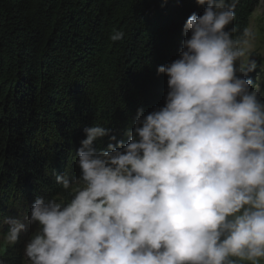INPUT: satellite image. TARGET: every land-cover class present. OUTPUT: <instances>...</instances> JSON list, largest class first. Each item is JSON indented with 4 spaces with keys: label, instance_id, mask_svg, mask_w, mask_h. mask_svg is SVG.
Wrapping results in <instances>:
<instances>
[{
    "label": "clouds",
    "instance_id": "clouds-1",
    "mask_svg": "<svg viewBox=\"0 0 264 264\" xmlns=\"http://www.w3.org/2000/svg\"><path fill=\"white\" fill-rule=\"evenodd\" d=\"M195 2L203 14L183 24L178 58L157 67L167 77L163 106L138 108L126 140L100 124L83 128L79 175L54 173L70 198L33 200L25 264H264L256 34L229 27L238 0ZM3 224L5 246L17 244L26 224Z\"/></svg>",
    "mask_w": 264,
    "mask_h": 264
},
{
    "label": "trees",
    "instance_id": "trees-1",
    "mask_svg": "<svg viewBox=\"0 0 264 264\" xmlns=\"http://www.w3.org/2000/svg\"><path fill=\"white\" fill-rule=\"evenodd\" d=\"M259 2H237L235 35ZM193 12L203 14L195 0H0V236L18 202L67 193L54 173L79 175L84 127L126 140L138 108L163 106L167 77L157 67L178 58ZM116 31L124 35L113 42ZM24 246L0 259L25 264Z\"/></svg>",
    "mask_w": 264,
    "mask_h": 264
},
{
    "label": "rangeland",
    "instance_id": "rangeland-1",
    "mask_svg": "<svg viewBox=\"0 0 264 264\" xmlns=\"http://www.w3.org/2000/svg\"><path fill=\"white\" fill-rule=\"evenodd\" d=\"M239 1V0H238ZM249 28L253 30L256 34V39L252 42V47L250 49L252 57L256 59L258 68L255 73L252 74L254 82L259 85V90L264 93V0H260L258 6L253 13ZM63 198L68 200L70 198L69 193L64 196L58 197L56 199ZM32 203L26 201L18 202L15 206V218L21 219L26 224V230L21 232L20 240L21 242H27L31 234L35 231V226L28 225L26 217L29 215ZM5 244L2 240V235L0 236V255H2L6 249Z\"/></svg>",
    "mask_w": 264,
    "mask_h": 264
}]
</instances>
